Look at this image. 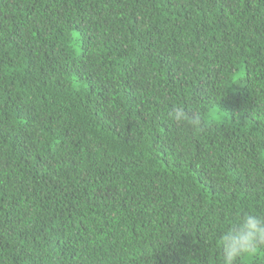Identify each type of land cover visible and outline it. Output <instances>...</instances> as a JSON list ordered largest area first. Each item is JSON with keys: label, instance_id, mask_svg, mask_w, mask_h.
<instances>
[{"label": "trees", "instance_id": "trees-1", "mask_svg": "<svg viewBox=\"0 0 264 264\" xmlns=\"http://www.w3.org/2000/svg\"><path fill=\"white\" fill-rule=\"evenodd\" d=\"M242 212L264 215V0H0V264H220Z\"/></svg>", "mask_w": 264, "mask_h": 264}, {"label": "clouds", "instance_id": "clouds-1", "mask_svg": "<svg viewBox=\"0 0 264 264\" xmlns=\"http://www.w3.org/2000/svg\"><path fill=\"white\" fill-rule=\"evenodd\" d=\"M169 121L187 123L194 133L203 131V122L197 115L189 116L184 107H174L167 113ZM259 249H264V215L242 212L219 233L220 264H239Z\"/></svg>", "mask_w": 264, "mask_h": 264}]
</instances>
